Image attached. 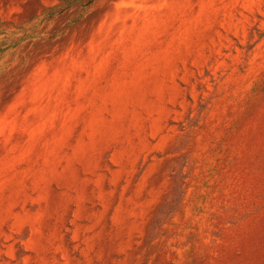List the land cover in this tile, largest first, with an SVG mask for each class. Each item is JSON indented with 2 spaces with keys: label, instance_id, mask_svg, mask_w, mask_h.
I'll return each mask as SVG.
<instances>
[{
  "label": "rangeland",
  "instance_id": "374dc122",
  "mask_svg": "<svg viewBox=\"0 0 264 264\" xmlns=\"http://www.w3.org/2000/svg\"><path fill=\"white\" fill-rule=\"evenodd\" d=\"M0 264H264V0H0Z\"/></svg>",
  "mask_w": 264,
  "mask_h": 264
}]
</instances>
